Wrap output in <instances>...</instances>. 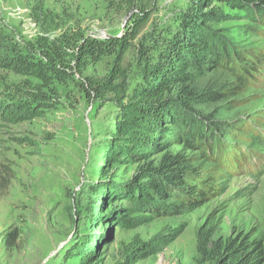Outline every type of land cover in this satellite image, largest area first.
<instances>
[{
    "label": "rangeland",
    "instance_id": "1",
    "mask_svg": "<svg viewBox=\"0 0 264 264\" xmlns=\"http://www.w3.org/2000/svg\"><path fill=\"white\" fill-rule=\"evenodd\" d=\"M197 1L0 0V57L28 63L11 70L0 61V264H209L201 238L208 249L235 239L264 245V61L239 95L190 105L205 118L206 138L242 152L221 191L192 208L166 199L174 210L168 215L112 195L143 165L115 151L124 108L152 90L185 28L197 20L228 46L264 53V13L231 1ZM134 15L148 19L125 53L117 47L78 67L79 45L127 40ZM41 43H55L58 57H44ZM87 80L101 91L90 90ZM187 84L201 95L229 90L236 79L211 69ZM168 88L166 99L179 95L180 88ZM166 154L188 158L201 174L218 168L176 142L149 160ZM115 212L127 217L123 223L111 221ZM136 244H151L136 254L156 252L131 256Z\"/></svg>",
    "mask_w": 264,
    "mask_h": 264
},
{
    "label": "trees",
    "instance_id": "2",
    "mask_svg": "<svg viewBox=\"0 0 264 264\" xmlns=\"http://www.w3.org/2000/svg\"><path fill=\"white\" fill-rule=\"evenodd\" d=\"M225 1H231L243 9L250 7L256 15L264 13V0ZM199 2H203V0H198L196 4H201ZM135 16H133L132 33L127 40H121V38H111L106 41L91 39L79 45L77 49L79 52L76 56L78 67L83 66V62L86 60L108 55L111 50L117 47L122 51V54L125 53L130 46L131 39H134L141 25L148 19V16L141 19ZM195 22L185 28L187 36L175 43L174 50L171 52L165 68L159 71L152 90L140 94V101L124 108L126 119L123 121V125L118 128L119 134L114 143L118 157L130 159L132 162H143V165L138 168V176L134 177L130 184L125 186L116 184L112 188L113 197L117 196L121 200L128 201L132 206L140 205L143 208L153 209V211L156 209V213L159 214L168 215L174 212L166 207V199L175 198L180 201V207L186 205L192 208L207 200L204 196L214 195L217 194V190H222L219 186L220 183L228 177V169L238 161L242 152L240 147L237 148L233 145L234 143L216 140L212 142L206 138L203 132L207 131L208 127L207 123L202 120L205 118L201 119L195 116L190 105L193 102L205 103L224 99L231 94L239 95L244 86L251 82V78L259 71L260 65L264 61L262 51H243L228 46L224 38L214 32H208ZM41 48L43 56L49 60L50 57L53 60L58 57L59 48L55 43L51 45L41 43ZM0 61L4 68L11 70L28 66V63L22 61L21 57L15 59L0 57ZM29 66L36 67L34 64ZM211 69H224L233 72L236 85L224 92L214 91L201 95L194 93L186 86L187 83L190 84L191 81ZM86 85L90 90L101 91L94 81L87 80ZM172 85L180 88V92L176 98L169 100L166 99L165 94L170 92L168 87ZM103 87L107 89L105 85ZM241 126L244 127L245 123ZM232 127L233 133H238L236 127L233 125ZM213 129L221 131L222 127ZM226 129L230 128L226 127ZM249 131L253 133L255 128ZM251 136L253 137V135ZM174 142L181 143L189 150L195 148L196 151H200L202 161L217 165V170L213 173L203 171L205 173L201 174L198 168H193L190 164L187 165L188 158L178 154L173 156L166 154L157 163L149 160L155 153L161 150L167 151ZM138 178L140 180H137ZM111 215L113 217L111 221L119 224L127 218L122 213L115 212ZM207 245L208 240L201 238L198 243L199 251L203 256H207L209 264H264V245L261 240L251 242L245 239L215 241L211 244V249H208ZM150 246L151 244H136L132 246V251L129 249V252L131 256H135L141 247L146 249ZM154 252L156 251L146 250L136 255L137 258L144 259L148 254ZM84 259L86 258L84 257Z\"/></svg>",
    "mask_w": 264,
    "mask_h": 264
}]
</instances>
